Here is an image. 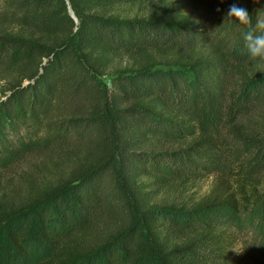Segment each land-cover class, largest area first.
Masks as SVG:
<instances>
[{
	"label": "trees",
	"instance_id": "1",
	"mask_svg": "<svg viewBox=\"0 0 264 264\" xmlns=\"http://www.w3.org/2000/svg\"><path fill=\"white\" fill-rule=\"evenodd\" d=\"M148 1L0 0V134L30 124L51 164L0 174V264H264L224 227L264 223V71L226 15L264 0L123 11Z\"/></svg>",
	"mask_w": 264,
	"mask_h": 264
},
{
	"label": "rangeland",
	"instance_id": "2",
	"mask_svg": "<svg viewBox=\"0 0 264 264\" xmlns=\"http://www.w3.org/2000/svg\"><path fill=\"white\" fill-rule=\"evenodd\" d=\"M156 1L149 0L147 5L143 4L140 8L136 4H129L124 6L123 11L130 15L136 12L144 13L150 4L153 5ZM3 82L0 80V85ZM1 95L2 93L0 92ZM205 125L207 126L208 122L205 121ZM0 137V174L2 175V183L8 181V179L10 183H14L19 179H26V177L32 178L33 175L39 173L38 171H46L45 168L51 166L48 162L50 161L48 156L32 153L31 149H29L35 137H38V134L34 132L30 124L21 125L17 129H8L5 133L0 134ZM14 149L26 152L25 159L19 160L18 162H15L14 159L11 160ZM212 157L217 163L216 165H212V173L207 177H203L197 183L195 190L198 191V196L208 191L213 182L214 175L218 172L217 169L219 166H223L224 161L227 160L223 154L217 153L216 151L213 152ZM171 194L162 192L157 197V200H172L174 194ZM224 227L234 237L232 247L233 260H237L243 256H250L264 261V223L252 210L245 209V211L238 214L232 221L224 224ZM237 250L240 252H237ZM250 264L256 263L251 262Z\"/></svg>",
	"mask_w": 264,
	"mask_h": 264
},
{
	"label": "clouds",
	"instance_id": "3",
	"mask_svg": "<svg viewBox=\"0 0 264 264\" xmlns=\"http://www.w3.org/2000/svg\"><path fill=\"white\" fill-rule=\"evenodd\" d=\"M223 2L224 0H221V3ZM226 15L234 18L240 25L247 26L243 38L248 49L249 60L256 63L260 71H264V18L258 17L255 25L252 26L248 11L235 2L230 5ZM237 252L240 251L237 250Z\"/></svg>",
	"mask_w": 264,
	"mask_h": 264
},
{
	"label": "water",
	"instance_id": "4",
	"mask_svg": "<svg viewBox=\"0 0 264 264\" xmlns=\"http://www.w3.org/2000/svg\"><path fill=\"white\" fill-rule=\"evenodd\" d=\"M70 14L72 15V17L76 20V17L74 15V13L70 10Z\"/></svg>",
	"mask_w": 264,
	"mask_h": 264
}]
</instances>
